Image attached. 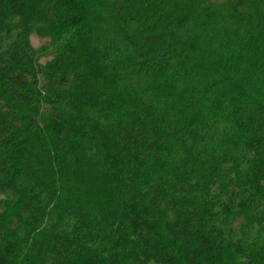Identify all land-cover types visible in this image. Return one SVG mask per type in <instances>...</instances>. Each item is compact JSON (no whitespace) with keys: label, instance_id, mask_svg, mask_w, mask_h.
I'll return each mask as SVG.
<instances>
[{"label":"trees","instance_id":"16d2710c","mask_svg":"<svg viewBox=\"0 0 264 264\" xmlns=\"http://www.w3.org/2000/svg\"><path fill=\"white\" fill-rule=\"evenodd\" d=\"M0 198V264H264V0H0Z\"/></svg>","mask_w":264,"mask_h":264},{"label":"rangeland","instance_id":"374dc122","mask_svg":"<svg viewBox=\"0 0 264 264\" xmlns=\"http://www.w3.org/2000/svg\"><path fill=\"white\" fill-rule=\"evenodd\" d=\"M213 40H216V43L213 44V47L215 45L219 46L221 44L218 43V40L216 38H213ZM48 40L46 39H43L37 35H32L31 37V43H32V46H34L35 49H40V48H43L44 46L47 45V42ZM47 60H43L42 62L45 63ZM117 87L119 88V84L117 85ZM122 90V88H121ZM90 180H92L88 190L86 191L87 193V198L85 199L86 201V204L89 208H94V211L98 214H102L105 209H106V205L105 202L107 200H109L111 197H110V189L108 187V185L105 184L104 180H103V177L101 176H97L96 175L91 178ZM107 188V189H106ZM1 200V198H0ZM65 223V222H64ZM58 224L60 223H55V221L53 223H48V225H52L53 228L57 227Z\"/></svg>","mask_w":264,"mask_h":264}]
</instances>
